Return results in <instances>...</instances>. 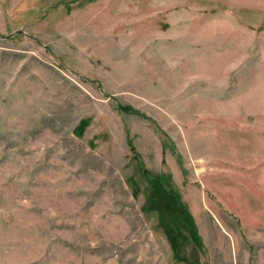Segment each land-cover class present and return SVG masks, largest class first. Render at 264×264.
<instances>
[{"label": "rangeland", "instance_id": "rangeland-1", "mask_svg": "<svg viewBox=\"0 0 264 264\" xmlns=\"http://www.w3.org/2000/svg\"><path fill=\"white\" fill-rule=\"evenodd\" d=\"M1 4L0 264H264V0Z\"/></svg>", "mask_w": 264, "mask_h": 264}, {"label": "crops", "instance_id": "crops-1", "mask_svg": "<svg viewBox=\"0 0 264 264\" xmlns=\"http://www.w3.org/2000/svg\"><path fill=\"white\" fill-rule=\"evenodd\" d=\"M3 5L1 4V0H0V32L2 31H7L8 30V26L9 24H7V20L5 18V15H4V11H3Z\"/></svg>", "mask_w": 264, "mask_h": 264}, {"label": "trees", "instance_id": "trees-1", "mask_svg": "<svg viewBox=\"0 0 264 264\" xmlns=\"http://www.w3.org/2000/svg\"><path fill=\"white\" fill-rule=\"evenodd\" d=\"M171 198L174 199L175 201H177L178 195L176 193H171ZM176 208L177 210H180V207L178 206V204H176ZM177 210H175L174 212H178Z\"/></svg>", "mask_w": 264, "mask_h": 264}]
</instances>
